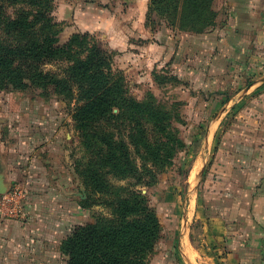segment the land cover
I'll list each match as a JSON object with an SVG mask.
<instances>
[{"label":"crops","instance_id":"1","mask_svg":"<svg viewBox=\"0 0 264 264\" xmlns=\"http://www.w3.org/2000/svg\"><path fill=\"white\" fill-rule=\"evenodd\" d=\"M149 1L122 0L124 14L119 3L111 9L61 0L58 18L72 31L102 32L109 41L120 42L125 33L118 32L146 21ZM215 6L226 28L233 26L220 33L222 40L235 42L234 49L225 48V54L242 56L243 48L251 45L253 53L261 51L264 58V0H216ZM179 38L167 42L178 44ZM165 56L162 50L160 59ZM250 84L237 98L234 121L216 133L217 144L198 170L200 195L218 205L211 219L205 217L210 232L203 241L216 246L219 240L227 246V264H264V82ZM62 118L55 104L29 105L0 91V176L8 187L0 193V264H61V258L67 257L59 252L60 244L89 214L74 193L65 145L58 138ZM17 189L25 194V217L8 214L4 208L10 205H2L3 198ZM186 236L183 233L180 243L172 247L169 264H204L199 247L190 234L188 241Z\"/></svg>","mask_w":264,"mask_h":264},{"label":"trees","instance_id":"2","mask_svg":"<svg viewBox=\"0 0 264 264\" xmlns=\"http://www.w3.org/2000/svg\"><path fill=\"white\" fill-rule=\"evenodd\" d=\"M1 1L0 91L37 84L76 100L75 121L90 153L80 167L90 192L82 203H103L111 209L110 215L75 225L63 239L67 264H148L163 223L140 186L157 183L186 148L173 124L175 115L154 95L144 101L131 95L112 71V52L90 32H75L62 43L53 0H7L26 5L15 17L5 13ZM215 2L150 0L148 14L167 18L181 30L203 33L216 24ZM53 60L67 63L63 75L42 69ZM115 179L126 183L117 185Z\"/></svg>","mask_w":264,"mask_h":264},{"label":"rangeland","instance_id":"3","mask_svg":"<svg viewBox=\"0 0 264 264\" xmlns=\"http://www.w3.org/2000/svg\"><path fill=\"white\" fill-rule=\"evenodd\" d=\"M60 1L53 0L52 14L62 28L59 39L66 43L76 31H72L66 21L59 20ZM81 1L107 5L111 9L115 3H119L120 11L127 13L123 9L125 4L122 0ZM1 4L5 13L11 17L17 15L18 8L26 7L25 3L14 4L7 0H2ZM217 12L216 24L206 29L203 35L187 36V32H197L174 27L168 23L167 18L157 14H147L146 21L141 25L118 32L125 33L121 34L125 38L120 42L109 41L102 32H90L102 48L112 52V71L123 79L130 94L142 101L154 95L158 104L175 115L173 124L187 143L186 148L178 152L174 163L159 174L157 183L140 186L157 209L163 223L162 236L157 247L148 255V264H169L170 257L173 256L172 247L180 243L183 233L187 235V240H190L189 234L191 235V240L199 247L201 257L204 258V264H227V246L220 244L219 240L216 246L208 240L203 241L207 238L206 233L210 232L205 228V217L211 219L218 210V205L206 202L200 195L198 170L200 161L208 157L217 144L216 133L234 121L237 98L243 89L253 81L264 82V58L260 57L261 51L258 55L254 54L255 50L251 45L243 48L242 56L225 54V48L234 49L235 42L222 40L220 33L229 31L233 26L226 28L225 20H219L221 10L217 9ZM209 34L214 36L209 38ZM3 35L1 23L0 36ZM178 35L179 40L181 39L178 44L167 42ZM220 42L225 46L220 45ZM162 50L166 52L164 60L160 59ZM66 65V62L60 60L46 61L42 64V69L63 75ZM6 94L11 98L20 97L29 105L55 104L56 110L58 108L63 112L62 132L58 138L65 145L68 173L74 178V193L82 203L90 192L81 176L80 167L89 160L90 153L83 144L75 121L76 100L69 101L52 88L37 84H29L26 88H12ZM238 107L241 108V105ZM210 133L211 136H208ZM114 183L119 185L126 181L115 179ZM84 207L89 209V214L85 215L81 224L94 221L99 214H111V209L103 203ZM58 250L62 256L67 257L61 258V264H67L68 255L62 251L61 244Z\"/></svg>","mask_w":264,"mask_h":264},{"label":"built area","instance_id":"4","mask_svg":"<svg viewBox=\"0 0 264 264\" xmlns=\"http://www.w3.org/2000/svg\"><path fill=\"white\" fill-rule=\"evenodd\" d=\"M17 193L6 195L2 200V205H10L9 208H4L8 214L18 217H25V194L23 191L17 189Z\"/></svg>","mask_w":264,"mask_h":264},{"label":"water","instance_id":"5","mask_svg":"<svg viewBox=\"0 0 264 264\" xmlns=\"http://www.w3.org/2000/svg\"><path fill=\"white\" fill-rule=\"evenodd\" d=\"M7 190H8V187L4 183L2 177L0 176V193H5Z\"/></svg>","mask_w":264,"mask_h":264},{"label":"bare ground","instance_id":"6","mask_svg":"<svg viewBox=\"0 0 264 264\" xmlns=\"http://www.w3.org/2000/svg\"><path fill=\"white\" fill-rule=\"evenodd\" d=\"M211 133H212V132H211ZM211 133H210V134H211ZM185 227H186V226H185ZM185 227H184V228H185ZM185 230H186V229H185ZM185 233H186V232H185ZM184 235H186V234H184ZM184 238H185V237H184ZM184 240H185V239H184ZM187 241H188V240H187ZM189 243H190V242H189ZM187 244H188V242H187ZM188 245H189V244H188ZM185 246H186V245H185ZM186 249L188 250L187 246H186ZM186 249H185V250H186ZM189 249L191 250V248H189ZM187 250H186V252H187ZM191 251H194V250H191ZM191 251H190V252H191ZM187 253H188V252H187ZM192 253H193V252H192ZM188 254H189V253H188ZM188 254H187V255H188ZM189 256H191V255L189 254ZM189 256H187V257H189ZM193 257H194V256H193ZM193 257H192V258H193ZM189 259H191V258L189 257ZM193 261H194V259H193ZM193 261H192V262H193Z\"/></svg>","mask_w":264,"mask_h":264}]
</instances>
